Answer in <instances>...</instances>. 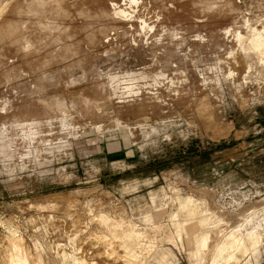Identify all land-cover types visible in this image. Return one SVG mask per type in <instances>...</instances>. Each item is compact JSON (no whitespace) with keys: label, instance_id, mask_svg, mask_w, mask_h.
<instances>
[{"label":"rangeland","instance_id":"rangeland-1","mask_svg":"<svg viewBox=\"0 0 264 264\" xmlns=\"http://www.w3.org/2000/svg\"><path fill=\"white\" fill-rule=\"evenodd\" d=\"M263 38L264 0H0L1 264H264Z\"/></svg>","mask_w":264,"mask_h":264},{"label":"bare ground","instance_id":"bare-ground-1","mask_svg":"<svg viewBox=\"0 0 264 264\" xmlns=\"http://www.w3.org/2000/svg\"><path fill=\"white\" fill-rule=\"evenodd\" d=\"M264 39V38H263ZM39 202V201H38ZM42 206V205H41ZM120 224H121V221H116V225L114 226V228H113V231H114V237H118V235H117V227H119L120 226ZM95 232H97L96 230H94ZM97 236H98V234H97ZM105 236V235H104ZM94 238H95V236H94ZM102 238H106V237H102ZM236 238V237H235ZM100 240H101V238H100ZM112 239H110V240H108L106 243L107 244H109V246H111L114 242H112L111 241ZM239 240V239H238ZM112 243V244H111ZM1 246V245H0ZM10 247H12L11 249L9 248V250L8 249H4L2 252H1V254H2V256L4 255L5 257V259L7 260V264H19V262H20V264H31L30 262H29V260H30V257L28 258V256H27V253L26 252H24V250H23V248L14 240V241H11V246ZM116 247V246H115ZM118 247V246H117ZM2 248V247H1ZM0 248V249H1ZM115 249V248H114ZM10 250L11 251H14L13 253H10ZM115 252V251H114ZM118 252V251H117ZM16 253H19V256H17L16 255ZM116 253V252H115ZM114 253V254H115ZM101 254V253H100ZM102 254H104V255H106V256H108V257H110L111 256V254H109L108 253V251H102ZM110 255V256H109ZM24 258V261H22L21 259H23ZM111 258H112V256H111ZM116 259H118V258H116ZM33 260V259H32ZM3 262V261H2ZM6 262V261H5ZM113 263V262H112ZM0 264H1V262H0ZM37 264V263H36ZM114 264V263H113ZM124 264H129V263H125L124 262Z\"/></svg>","mask_w":264,"mask_h":264}]
</instances>
